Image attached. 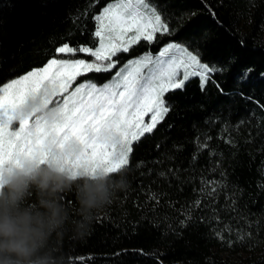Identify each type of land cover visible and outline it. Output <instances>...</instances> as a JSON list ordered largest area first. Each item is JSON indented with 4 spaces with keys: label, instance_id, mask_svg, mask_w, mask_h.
I'll use <instances>...</instances> for the list:
<instances>
[{
    "label": "trees",
    "instance_id": "obj_1",
    "mask_svg": "<svg viewBox=\"0 0 264 264\" xmlns=\"http://www.w3.org/2000/svg\"><path fill=\"white\" fill-rule=\"evenodd\" d=\"M109 2L0 0V87L51 58H70L56 53L65 43L97 46L93 17ZM153 2L172 35L134 44L114 58L111 72L88 73L72 86L103 84L127 61L156 54L169 41L223 71L203 90L192 78L167 93L170 112L133 144L119 172L127 188L84 239L63 242L66 264H264V0ZM197 138L208 147L199 149ZM201 175L221 181L214 200L194 191ZM60 196L74 207L72 193ZM225 224L231 231H221Z\"/></svg>",
    "mask_w": 264,
    "mask_h": 264
},
{
    "label": "snow or ice",
    "instance_id": "obj_2",
    "mask_svg": "<svg viewBox=\"0 0 264 264\" xmlns=\"http://www.w3.org/2000/svg\"><path fill=\"white\" fill-rule=\"evenodd\" d=\"M93 18L97 46L65 43L56 53L70 58H51L44 67L0 87V169L24 161L44 162L59 153L64 163L92 174L120 172L129 163L133 144L152 133L170 112L167 93L183 90L192 78L200 80L203 90L213 74L223 71L203 62L199 51L169 41L156 54L147 52L127 61L103 85L86 80L69 92L80 76L111 72L119 63L114 58L134 44H153L158 34L172 35L153 0H110ZM78 53L93 59L75 58ZM55 95L59 101L52 99ZM30 102H39V107L26 111ZM16 123L18 128L13 127ZM197 145L201 150L208 147L199 138ZM220 187V180L201 175L194 191L214 200ZM193 203L200 207L201 198ZM186 215L190 218V210ZM224 230L231 231L227 224ZM216 234L223 239L220 231Z\"/></svg>",
    "mask_w": 264,
    "mask_h": 264
},
{
    "label": "clouds",
    "instance_id": "obj_3",
    "mask_svg": "<svg viewBox=\"0 0 264 264\" xmlns=\"http://www.w3.org/2000/svg\"><path fill=\"white\" fill-rule=\"evenodd\" d=\"M127 186L119 172L73 170L59 153L0 169V264H66L63 242L84 239ZM64 192L72 193L74 207L62 202Z\"/></svg>",
    "mask_w": 264,
    "mask_h": 264
},
{
    "label": "rangeland",
    "instance_id": "obj_4",
    "mask_svg": "<svg viewBox=\"0 0 264 264\" xmlns=\"http://www.w3.org/2000/svg\"><path fill=\"white\" fill-rule=\"evenodd\" d=\"M83 54V53H82ZM61 55H64V54H61ZM85 55V54H84ZM65 56V55H64ZM86 56V55H85ZM87 57H89V56H87ZM83 59H85V60H88V61H91L93 58H91L90 57V59H88V58H83ZM44 67V66H43ZM36 70V69H35ZM33 71V70H32ZM31 72V71H30ZM29 73V72H28ZM27 73V74H28ZM27 74H25V75H27ZM25 75H22V76H25ZM22 76H20V77H22ZM20 77H17V78H15V79H18V78H20ZM112 79V78H111ZM110 79V80H111ZM110 80H108V81H110ZM84 81H86V80H83V81H81L80 83H83ZM107 81V82H108ZM10 82V81H9ZM93 82V81H92ZM8 83V82H7ZM80 83H78V84H80ZM95 83V82H94ZM106 83V82H105ZM78 84H76V85H74V86H72L70 89H69V92H71ZM97 84V83H96ZM104 84V83H103ZM103 84H97V85H103ZM2 87V86H1ZM57 98H59V99H57ZM60 96L59 95H55V96H53L52 97V99L53 100H60ZM37 107H39V102H37V105H36ZM145 119L146 120H148L149 118L148 117H145ZM13 127H16V128H18V123H16V124H14L13 125ZM61 162L65 165V166H67V167H69V168H71V169H73V170H75V169H82V168H76V167H73V166H70V165H68L67 163H64L62 160H61ZM41 163H43V162H41ZM83 170H85V169H83ZM85 171H87V170H85ZM88 172V171H87Z\"/></svg>",
    "mask_w": 264,
    "mask_h": 264
}]
</instances>
